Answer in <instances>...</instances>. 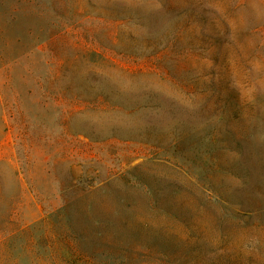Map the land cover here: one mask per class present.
Wrapping results in <instances>:
<instances>
[{"label": "rangeland", "instance_id": "obj_1", "mask_svg": "<svg viewBox=\"0 0 264 264\" xmlns=\"http://www.w3.org/2000/svg\"><path fill=\"white\" fill-rule=\"evenodd\" d=\"M67 202L126 264H264V0H0V216Z\"/></svg>", "mask_w": 264, "mask_h": 264}, {"label": "trees", "instance_id": "obj_2", "mask_svg": "<svg viewBox=\"0 0 264 264\" xmlns=\"http://www.w3.org/2000/svg\"><path fill=\"white\" fill-rule=\"evenodd\" d=\"M124 109L121 105L110 108L111 111ZM69 207L67 202L49 216L15 229L9 228V213L2 214L0 264H126L128 255L118 253L117 258L118 255L111 256L110 252L147 247L142 241H119L110 221L87 213L66 214ZM83 210H90V205H85ZM139 223L141 227L147 225V222Z\"/></svg>", "mask_w": 264, "mask_h": 264}]
</instances>
